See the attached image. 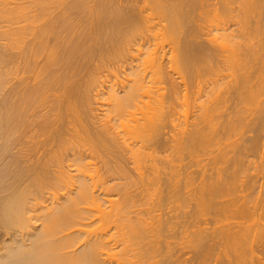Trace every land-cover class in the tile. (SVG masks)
<instances>
[{"label": "bare ground", "instance_id": "1", "mask_svg": "<svg viewBox=\"0 0 264 264\" xmlns=\"http://www.w3.org/2000/svg\"><path fill=\"white\" fill-rule=\"evenodd\" d=\"M67 3L65 17L48 18L32 33L25 30L34 17L21 16L29 20L24 29L14 28L22 19L13 20L15 8L3 15L13 25L5 31L0 57V264H135L136 258L178 264L176 246L168 241L173 217L154 216L150 208L148 218H138L131 182L123 185L119 200L105 192L104 175L129 180L127 161L143 184L141 195L158 196V203L193 202L187 218L198 224L180 232L186 235L181 249L191 253L192 264H264V171L260 178L247 173L251 158L264 156V0ZM73 12L84 14L79 30L60 23L72 22ZM211 15L218 23L203 33ZM166 39L167 50L161 45ZM110 58H123L121 72L109 81H90ZM231 133L241 138L231 142ZM144 143L175 153L179 164L189 162L169 164L162 174L155 164L143 171L146 163L159 162ZM54 146L65 150L66 170L54 168L60 152ZM201 153L209 157L200 166L204 160H194ZM94 155L104 159L103 172L89 163ZM256 164L251 170H262L264 159ZM193 166L198 170L189 171ZM230 192L237 197L223 200ZM233 206L243 222L223 224ZM86 212L127 231L108 237L104 229L85 230L91 225L82 223ZM207 213L210 219L198 218ZM75 226L83 229L64 233ZM83 237L78 251H68Z\"/></svg>", "mask_w": 264, "mask_h": 264}, {"label": "rangeland", "instance_id": "2", "mask_svg": "<svg viewBox=\"0 0 264 264\" xmlns=\"http://www.w3.org/2000/svg\"><path fill=\"white\" fill-rule=\"evenodd\" d=\"M53 1H55V2H53ZM58 1H60V2H58ZM63 1V2H62ZM64 1H66V2H64ZM67 1L68 2H70V0H51V2H50V0L48 1V0H0V13H3L1 16H3V15H5L4 14V12L5 11H9V8H11V10H13L14 8V10L13 11H15V10H17V11H15L16 13H18L17 14V17H13L12 16V18H13V20L14 19H16V18H20L21 16L22 17H24V18H28L29 17V19H31V18H33L34 19V21H35V23H34V21H33V23H31V21L28 23V21H24V19L22 20V19H19L18 21L20 22V24H15L14 25V28L15 27H22L23 26V28H24V24L26 25L27 23V26H26V28L27 27H29V28H27V30H25L26 32H30V33H32V31L33 30H36V28L37 29H39L41 26H43L46 22L45 21H47V19L49 18H58L59 17V15H61V17H65V16H62V13L63 14H65L64 12L65 11H63V10H65L64 8L66 7V5L65 4H68L67 3ZM85 1V0H84ZM90 1V2H89ZM92 1V2H91ZM49 2V3H48ZM58 2V3H57ZM95 3V0H86V3L89 5V6H93V4ZM39 3V4H38ZM41 3V4H40ZM46 3V4H45ZM92 4V5H91ZM43 5V6H42ZM46 5H47V7H46ZM39 6V7H38ZM52 6V7H51ZM8 8V9H7ZM42 8V9H41ZM6 9V10H5ZM23 11H22V10ZM44 10H45V13L46 14H44ZM40 11H42L43 13H41ZM63 11V12H62ZM21 12H23V13H21ZM61 13V14H60ZM7 14V13H6ZM43 14V16H40V15H42ZM72 14H74L73 16H72ZM72 14H70L71 15V17L73 18V20H74V22H73V20L71 19V21L72 22H70V20L68 19L67 20V18L66 19H63V21L62 22H60V23H64L65 25L66 24H68V23H72L73 24V27H77L76 29L77 30H79L78 28V23H79V21H80V19L84 16V14H83V12H73ZM35 15V16H34ZM48 15V16H47ZM54 15H56V16H54ZM20 16V17H19ZM155 16V15H154ZM3 17H4V19H3ZM3 17H1L0 18V33H2V32H4L5 34H0V57H2L3 55H4V44L5 43H7V41H6V39H5V36H7L6 34H8L7 32H9V31H7V30H9L8 29V26H11V25H13V24H9V22H8V19L7 18H5V17H8L7 15L6 16H3ZM31 17V18H30ZM68 17V16H67ZM71 17H69V18H71ZM74 17H75V19H74ZM79 17V18H78ZM81 17V18H80ZM8 18H10V17H8ZM60 18V17H59ZM76 18H77V20H76ZM155 18H156V16H155ZM217 18L218 17H215L214 15H211L210 17H208L207 18V21L206 22H204L203 23V27H205V30L203 31V33H206L207 32V29H211L214 25H216L217 23H218V20H217ZM6 19V20H5ZM37 20V22H36V20ZM44 19V20H43ZM158 19V18H157ZM157 19H155L154 20V22H156V21H158ZM12 20V19H11ZM12 20V21H13ZM17 20V19H16ZM32 20V19H31ZM57 20H59L60 21V19H57ZM61 20H62V18H61ZM78 21V22H76V21ZM15 21V20H14ZM17 21V22H18ZM23 21L24 22H27V23H23ZM66 21H68V23H66ZM16 22V21H15ZM14 22V23H15ZM41 22V23H40ZM56 22V21H55ZM58 22V21H57ZM13 23V22H12ZM60 23L57 25V23H56V25H57V29H59L58 31H59V33L61 32V30H63V24H61L60 25ZM75 23H76V25H75ZM9 24V25H8ZM30 24V25H29ZM55 24V23H54ZM33 25V26H32ZM38 25H39V27H38ZM75 25V26H74ZM62 26V27H61ZM59 27V28H58ZM61 27V28H60ZM12 28V27H11ZM14 28H12V30L14 29ZM26 28H24V29H26ZM7 29V30H6ZM17 29V28H16ZM31 30V31H28V30ZM15 30V29H14ZM55 30H56V26H55ZM5 31H7V32H5ZM37 31V30H36ZM36 31H34V32H36ZM58 31L56 30L55 32H57L58 33ZM64 31V30H63ZM62 31V32H63ZM76 31V30H75ZM33 32V33H34ZM65 32H63V35H62V33H61V39L62 38H64L65 37V34H64ZM3 35H4V37H3ZM137 35V34H136ZM29 36H31V35H29ZM264 36V35H263ZM32 37V36H31ZM31 37H27V39L28 40H30V39H32ZM7 38V37H6ZM27 40V41H28ZM137 40H139V38L137 39ZM136 40V41H137ZM140 40H141V38H140ZM167 40V39H166ZM201 40L202 41H206V36H202L201 37ZM142 41V40H141ZM155 43V42H154ZM163 43V42H162ZM161 43V45L163 46H166L165 47V49L166 48H168L169 46H170V44H168L169 46L167 47V43H170L169 42V40H167L166 42H164L163 44ZM167 50V49H166ZM42 57V56H41ZM126 58V57H125ZM124 58V59H125ZM38 60H41L40 58H38ZM120 60V61H119ZM112 59V58H110V59H106V60H104L105 61V63H106V61H107V65L105 66H102V67H100L98 70H96V73L95 72H93V74L91 75V77L89 78V80L91 81V80H93L92 78H94V80H95V77H97V82L99 81L100 82V80H101V82L102 81H105V80H111V79H113L112 77H113V74L114 73H116L115 75H117V74H119L120 72H121V70H122V68H121V70H120V66H122V64L124 63V60H123V58L122 59ZM122 60V61H121ZM127 60V59H126ZM125 60V64L123 65V68L124 67H127V61ZM109 61V62H108ZM97 63L98 62H94L93 64H91V66H95V64L97 65ZM121 64V65H120ZM254 64V63H253ZM253 64H251V65H253ZM255 64H259V61H258V63L257 62H255ZM255 64L253 65V67L255 68H257L258 66H255ZM260 65V64H259ZM259 67H261V66H259ZM259 67L257 68V69H259ZM253 68V69H254ZM255 68V69H256ZM118 69V70H117ZM120 70V72L118 73V71ZM260 71V70H259ZM258 70H257V72H259ZM224 72V71H223ZM227 73L225 74V73H222V75L223 74H225V75H227V74H231V72L229 71V73H228V71H226ZM256 72V73H257ZM95 74V75H94ZM258 75H260V76H262V73L260 74V72L259 73H257ZM256 74V75H257ZM263 75H264V72H263ZM120 76H121V74H120ZM260 76H258V77H260ZM257 77V78H258ZM263 77V76H262ZM261 77V78H262ZM260 78V79H261ZM264 78V77H263ZM262 78V79H263ZM261 79V80H262ZM229 80H230V77H229ZM263 81H264V79H263ZM93 82V81H92ZM91 82V83H92ZM97 82L95 81V83H96V85H97ZM94 85V84H93ZM96 85L94 86V87H96ZM93 88V87H92ZM91 90H93L91 93H92V95H94V93H96V92H94V90H96V88H93V89H91ZM264 97V96H263ZM262 97V98H263ZM261 98V97H260ZM261 98V99H262ZM95 98H92V100H91V102H93V103H91V108L92 109H96V107L98 108V105L96 106V103H95V100H94ZM43 107V106H42ZM254 107V106H253ZM252 107V108H253ZM39 110H41L42 112H44L45 110L43 109V108H40ZM95 114V113H94ZM97 125V124H96ZM97 126H99V125H97ZM170 128H168V129H165V132H169L168 130H169ZM232 134V133H231ZM230 134V137H231V139H229L231 142H234V141H237V139H238V137H239V139L241 138V133H235L234 135L232 134L231 135ZM249 135H251L250 133H248ZM246 135L245 134V136H249V135ZM236 135V136H235ZM237 135H238V137H237ZM169 136H170V134H166V135H164V136H162L161 137V139L164 141V140H167L168 138H169ZM235 136V137H234ZM233 137H234V139H233ZM237 137V138H236ZM44 137H39L38 139L39 140H42ZM227 143H229L228 141H226ZM144 145H146V147H148V148H150L151 150H154V152H155V156L157 157V159H159V162L157 163V162H154V163H151V162H148V163H146L145 164V166H144V169H143V171H145V169L147 170L146 172H148L149 170H150V168H151V166H153L154 164L157 166V168H158V170L160 171V174H162L163 172H168V165L170 164L171 166H177V165H182L183 166V164H185V163H188L189 162V160L188 159H186V161H185V159H184V161H182V162H180V164H179V162L178 161H176V155H175V153H173V152H171V151H163V150H161L160 148H158V147H156L155 145H152V144H150V143H144ZM81 146H83V145H81ZM81 146H79L78 144H75L74 146H72L75 150H81L82 152L84 151V150H86L87 148L86 147H81ZM37 147L39 148V145H37ZM71 147V146H70ZM70 147H67L68 148V150H66L67 152H69V149H70ZM46 147L45 146H43L42 147V149H45ZM48 149L49 148H51V147H47ZM52 148H54V150L55 151H60L59 153H58V156L55 158V162H54V168H56L57 167V165L59 166V164L61 165V167L63 166L65 169L64 170H66V166H68V162H65L62 158H63V154L65 153V150H60V148L59 147H56V146H54V147H52ZM52 148H51V150H52ZM59 148V149H58ZM56 149H58V150H56ZM53 151V150H52ZM85 154L87 155V154H89L90 155V150H86V152H85ZM261 154V153H260ZM261 156H263V154L261 155ZM62 157V158H61ZM208 157L209 156H205V155H203L202 153H201V155L200 156H198V158H196L194 161H200V163H201V160H204V161H202V163L200 164V166L201 165H204V164H206V162H207V160H208ZM185 158V157H184ZM258 158H260V156H256V157H252L251 158V160H252V168H249L248 170H247V173L249 174V175H253L254 174V176L256 175V176H258V178H260L261 176H263L262 175V172L264 171L263 169L264 168H262V170L259 168V170H251V169H254V167H253V165L254 164H256V163H260V161L262 160V159H264V156H263V158L260 160V159H258ZM257 159V160H256ZM102 160H104L102 157H98V156H96V155H94V158H91V159H88V161H89V163H92V166H94L96 169H98V170H101V172H103L104 171V163H103V161ZM250 160V161H251ZM188 161V162H187ZM254 161H255V163H254ZM259 161V162H258ZM65 162V163H64ZM58 163V164H57ZM55 164H56V167H55ZM257 165V164H256ZM110 166V168H112L113 166H114V164H110L109 165ZM123 166H125V168H127V170L130 172V178H129V180H124V179H119L118 178V176L116 175V174H114V175H111L110 173L109 174H107V175H104L103 176V178L104 179H106L107 181H108V185H109V187L105 190V192L106 193H108V194H110L112 197H111V199H113V201H116V200H119V196H118V194H119V191L123 188V185L125 186V184L127 183V182H131V185H132V187L130 188V191L131 192H134V194H133V196H135L134 198H133V202H135V205H134V207L132 208L133 209V211H135V213H140L137 217L138 218H148V216H150V215H148L149 213L147 212V210L148 209H150V208H153L154 209V212H152V215H154V216H156V215H159L160 217H162V216H165V217H173L172 219H171V224H169V226H168V228L170 229V234L171 235H173V237L172 238H170L168 241L169 242H172L175 246H176V249L174 250V251H176V253L174 254V257H173V259L174 260H177V262H178V264H192L194 261H192V256H191V253H187V250L186 249H181V247H183L184 245H180L184 240V237L186 236L185 234L183 235V234H180V232L182 231V230H186V229H188V231H193L194 229H192L191 228V226H190V224H198V223H196V220H194L193 218H187V216L189 215V214H192L193 213V211H194V204H193V202H189L188 204H186V205H183V204H181V201H178L177 200V198H171L170 200H168V201H161V202H159L158 203V201H159V199H158V196L156 197V196H152V197H150V198H147V197H145V196H143V194L141 195L140 194V192H141V190H142V187H143V184H141L139 181H138V179H137V177H136V174H135V172L133 171V168H134V166L130 163V162H128L127 161V164H125V162H123ZM58 168V167H57ZM59 170V169H58ZM112 170H114V169H112ZM195 170H198V167H196V166H193L189 171H195ZM251 170V171H250ZM261 170V171H260ZM249 171V172H248ZM256 171V172H255ZM100 172V173H101ZM245 172V171H244ZM259 172H260V174H259ZM244 174V176H245V174H246V172L245 173H243ZM243 174H241V175H243ZM260 176H259V175ZM241 175H239V177L241 176ZM246 176H248L247 174H246ZM154 177V175H152V174H150L149 175V178L151 179V178H153ZM162 177H164L163 175H162ZM243 176H241V178H242ZM113 178V179H112ZM114 178H115V180H114ZM245 177H243L242 179H244ZM247 178V177H246ZM238 180L240 179V178H237ZM241 180V179H240ZM110 181V182H109ZM264 182V180L263 179H261V182ZM47 191V190H46ZM45 191V192H46ZM65 191V190H64ZM64 191H62V192H64ZM61 192V193H62ZM231 193V192H230ZM236 193V192H235ZM233 192L231 193V195L229 194V196L228 197H226L225 196V198L223 199V200H229V199H232V198H236L235 197V195L233 194ZM239 195V194H238ZM47 198V197H46ZM146 198L147 199H149V200H146ZM153 198V199H152ZM153 200V202H152V204H154V206H151V205H149V203H151V201ZM233 200H235V199H233ZM237 200V199H236ZM236 203H237V201H236ZM239 204H240V202H239ZM235 205V204H234ZM236 206H238V205H236ZM236 206H233V207H231L232 209V212L230 213V214H228L230 211H228V213H224L225 215L224 216H226V217H224V219L225 220H221V222L222 221H224L223 222V224H226L225 223V221L227 222V223H231V224H233V223H235V224H237L236 222H238V223H241V222H243V220L242 219H240V217H239V215H238V213H236V212H234V210H236ZM131 209V210H132ZM153 209H150L151 211H153ZM223 215V214H222ZM136 217V215L134 214V213H132L131 215H130V217ZM210 214L209 213H207V214H205V215H199L198 216V218H200V219H206V218H209L210 219ZM176 217V218H175ZM86 218H88L87 220H85V221H83L82 223H84V224H88V223H90L91 225L87 228L86 227V229H85V227H84V229L85 230H93V229H96V228H98L99 230H101V229H104V231L106 230V232L108 233V237L110 236V235H114V237H117V236H119L120 235V233H122V232H125V231H127L126 229H123V230H121V228H118V229H115L114 228V224L113 223H111V222H108L106 219H104V220H99L98 219V217H97V215L95 214V213H93V212H88V214H87V212H86ZM134 220V219H133ZM207 220V219H206ZM242 220V221H241ZM249 220V219H248ZM247 221V219L244 221V222H246ZM93 223V224H92ZM252 222L251 221H247L246 222V224H251ZM37 224H39V223H36V225ZM253 224V223H252ZM189 226V227H188ZM182 228V229H181ZM79 229H83V228H81V227H73V228H71L70 230H68V231H65L64 233H69V232H71V233H73L74 231H76V230H79ZM73 231V232H72ZM107 237V238H108ZM84 238L85 237H83L82 239H81V241H79L78 243H76L75 244V246H73L71 249H69L68 251H70V252H72V251H75V250H77L79 247H81L80 245L83 243V240H84ZM107 240V239H106ZM160 240H162V237L160 238ZM145 242H146V240H145ZM141 243L142 242H140L139 243V246L141 245ZM113 243H111L110 245H109V247L111 248V247H115V246H113L112 245ZM138 246V245H137ZM116 250H119V249H116ZM78 251V250H77ZM105 251V250H104ZM133 253V252H132ZM101 259H107V258H105V257H102ZM190 260V261H189ZM120 261V260H119ZM133 261L135 262V264H145V258H136V259H133ZM107 264H111L108 260H107V262H106ZM130 264V263H129Z\"/></svg>", "mask_w": 264, "mask_h": 264}]
</instances>
